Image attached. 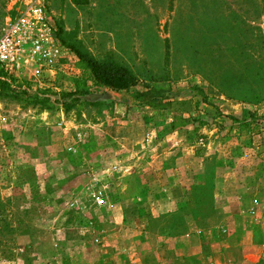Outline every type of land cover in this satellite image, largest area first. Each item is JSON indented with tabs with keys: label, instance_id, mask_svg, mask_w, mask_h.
<instances>
[{
	"label": "rangeland",
	"instance_id": "1",
	"mask_svg": "<svg viewBox=\"0 0 264 264\" xmlns=\"http://www.w3.org/2000/svg\"><path fill=\"white\" fill-rule=\"evenodd\" d=\"M36 1L0 0V25ZM38 1L69 53L72 46L123 65L140 82L162 79L170 109L134 104L139 85L55 103L80 71L56 75L49 87L33 70L12 77L17 97H0V264H178L173 249L207 254L238 242L243 225L250 236L242 246L264 244V226L255 224L264 210L252 206L264 205V119L247 121L248 113L264 116V99L242 101L226 89L244 50L252 64L258 59L260 0ZM243 22L252 28L247 41ZM225 105L243 114H223ZM173 115L194 123L172 130ZM174 167L171 190L172 175L156 168ZM129 169L132 186H117ZM226 169L241 172L236 189L224 190ZM102 186L108 201L96 207L89 194ZM170 199L174 211L165 213Z\"/></svg>",
	"mask_w": 264,
	"mask_h": 264
},
{
	"label": "trees",
	"instance_id": "2",
	"mask_svg": "<svg viewBox=\"0 0 264 264\" xmlns=\"http://www.w3.org/2000/svg\"><path fill=\"white\" fill-rule=\"evenodd\" d=\"M259 6L253 10L258 19H262L263 27H255L254 45L258 51V59L253 62L251 57L243 51V68L241 74L235 79L231 75V83L227 86V91L231 97L242 101L258 103L264 99V0L259 1ZM246 6V5H245ZM244 14H248V10L243 9ZM252 29L243 22V34L247 41V32ZM56 37L60 41L59 30H56ZM250 45V44H249ZM245 49L249 48L244 47ZM70 51L76 58V67L81 71L78 78H72V90L65 93H60L55 99V103L63 106H69L79 102L80 98H84L89 94L90 88L101 89L103 91H111L115 93L125 92L130 88L140 86L132 95V102L139 106H146L155 111H166L170 109V88L168 83L160 78H155L152 75L147 76L143 82L137 74L132 72L127 67L108 60H97L85 52H82L72 46H69ZM249 60L251 62H249ZM254 70V72H252ZM12 77H6L0 69V97H17L15 87L12 86ZM90 86H87V83ZM264 119V116H257L254 113H248L247 121ZM250 122H243L244 127L250 126ZM194 123L191 117L183 118L179 115H173L169 124L170 129L182 128Z\"/></svg>",
	"mask_w": 264,
	"mask_h": 264
},
{
	"label": "built area",
	"instance_id": "3",
	"mask_svg": "<svg viewBox=\"0 0 264 264\" xmlns=\"http://www.w3.org/2000/svg\"><path fill=\"white\" fill-rule=\"evenodd\" d=\"M73 65L71 53L59 43L54 20L42 2L29 4L16 18L0 25V69L6 77L33 70L30 75L49 87L58 74L78 73ZM104 191V186L90 191V200L96 207L106 205ZM252 206L264 210V205L255 199Z\"/></svg>",
	"mask_w": 264,
	"mask_h": 264
},
{
	"label": "crops",
	"instance_id": "4",
	"mask_svg": "<svg viewBox=\"0 0 264 264\" xmlns=\"http://www.w3.org/2000/svg\"><path fill=\"white\" fill-rule=\"evenodd\" d=\"M71 58L73 59V62L75 63V67H76V59L72 54H71ZM79 71L80 70L78 69L77 72H79ZM117 97H118V95H117ZM120 98H121V96H120ZM118 101H120V99H118ZM219 111L223 114H229L231 116H234L236 119H239L238 116L243 114V112L239 108L228 107L227 105H225V107L219 109ZM257 149L258 148L256 146L254 148V150H252L253 151L252 153L258 154L259 152H257V151H259V150H257ZM156 170L158 171L156 174H159V175L164 174V172L172 175L173 178H172V183H171V190H174L175 189L174 185H177L176 182H174V176L177 175L178 168L174 167L171 169H166L165 171H163L161 168H156ZM134 172H135L134 170L129 169L127 172H125L123 174V175H127V177L124 179V181H122V182L118 181V182H116V185L119 187L122 185V183L127 185L126 182H130L131 180H133V175H135ZM239 173L241 174L240 171L235 173L231 169H226V170L220 171V177H222V182L224 184V190H226L228 188H230V189L231 188H233V189L237 188L236 178H237V174H239ZM244 177H245V175H244ZM252 180H253V178H252ZM243 181L244 180H242V182ZM133 183L134 182L132 181V184ZM129 184H128L129 186H132L131 182ZM143 185H145V187L147 189L152 190L151 185H153V184H151L149 182H145V184H143ZM176 188H178V186H176ZM163 201H166L165 203L161 204L162 207H167V210L165 211V213H173L175 200L170 199L169 202H167L168 200H163ZM168 207H169V209H168ZM171 216H172V214H171ZM255 221H256L255 224H257L258 227L263 229L264 218H255ZM237 233H238V235H237ZM236 235H237V237H239L238 242H234L232 239H231V241H225L220 246H217V247L213 246L207 254L203 252V255L202 254L194 255V253H191L188 249H183L181 247L175 248V249H173V253L175 255V260L178 262V264H264V244L262 242H257L254 245L242 246L243 240L245 238L246 239L249 238V236H250V234L248 233V231L244 225L241 228V230L236 232ZM239 235H241V237ZM113 255H114L113 252H109L107 257L114 260L112 258ZM127 256H128L127 259H129V261H131V259H130L131 254L128 253ZM132 256H133V254H132ZM135 258H136V256H135ZM139 264H143L142 261H140ZM155 264H161V263L156 262Z\"/></svg>",
	"mask_w": 264,
	"mask_h": 264
}]
</instances>
